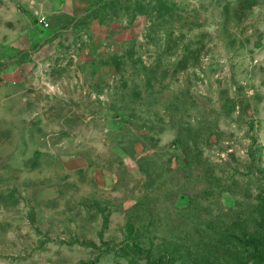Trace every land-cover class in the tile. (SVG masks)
<instances>
[{
    "label": "rangeland",
    "instance_id": "1",
    "mask_svg": "<svg viewBox=\"0 0 264 264\" xmlns=\"http://www.w3.org/2000/svg\"><path fill=\"white\" fill-rule=\"evenodd\" d=\"M98 1L0 0V264H264V0Z\"/></svg>",
    "mask_w": 264,
    "mask_h": 264
},
{
    "label": "trees",
    "instance_id": "2",
    "mask_svg": "<svg viewBox=\"0 0 264 264\" xmlns=\"http://www.w3.org/2000/svg\"><path fill=\"white\" fill-rule=\"evenodd\" d=\"M118 2H121L120 0H118ZM116 2V0H99L91 9L90 12H88L85 16H84V20L82 24L88 23L89 20H93V19H97L99 20L101 18V14L102 11L110 6H113ZM116 10V8H114L113 6V10ZM74 20H70L63 29H66L69 27V25L73 22ZM234 239L241 243L242 245H246V246H256L259 241H257V239L253 236H248V235H236L234 236Z\"/></svg>",
    "mask_w": 264,
    "mask_h": 264
},
{
    "label": "built area",
    "instance_id": "3",
    "mask_svg": "<svg viewBox=\"0 0 264 264\" xmlns=\"http://www.w3.org/2000/svg\"><path fill=\"white\" fill-rule=\"evenodd\" d=\"M39 24H41L44 28L48 29L49 25L48 22L46 21V18L44 16H40L38 18Z\"/></svg>",
    "mask_w": 264,
    "mask_h": 264
},
{
    "label": "crops",
    "instance_id": "4",
    "mask_svg": "<svg viewBox=\"0 0 264 264\" xmlns=\"http://www.w3.org/2000/svg\"><path fill=\"white\" fill-rule=\"evenodd\" d=\"M57 12H58V11H57ZM57 12H56V13H57ZM69 12H70V11H69ZM56 13H55V14H56ZM59 15H60V14L57 13V14L55 15V17H59ZM52 16H54V15H51V17H52ZM51 17H50V19H51ZM68 17H70V14L67 15V16H65L64 18L61 19V21H60V23H59V26H60L63 22H65V21L68 19ZM50 19H49V20H50ZM49 20L46 19V21L48 22V25H50Z\"/></svg>",
    "mask_w": 264,
    "mask_h": 264
}]
</instances>
